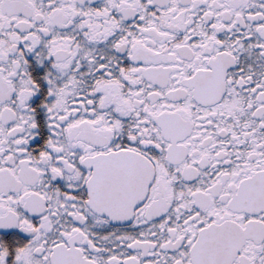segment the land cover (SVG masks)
<instances>
[{"label": "snow or ice", "instance_id": "6c2138e0", "mask_svg": "<svg viewBox=\"0 0 264 264\" xmlns=\"http://www.w3.org/2000/svg\"><path fill=\"white\" fill-rule=\"evenodd\" d=\"M0 264H264V0H0Z\"/></svg>", "mask_w": 264, "mask_h": 264}]
</instances>
